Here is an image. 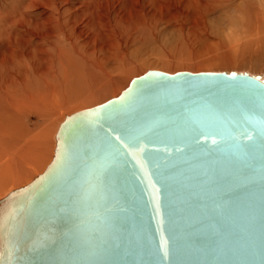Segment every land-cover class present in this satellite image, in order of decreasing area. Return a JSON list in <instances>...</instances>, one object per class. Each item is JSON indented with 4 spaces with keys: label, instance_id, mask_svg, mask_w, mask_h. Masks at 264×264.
<instances>
[{
    "label": "water",
    "instance_id": "obj_1",
    "mask_svg": "<svg viewBox=\"0 0 264 264\" xmlns=\"http://www.w3.org/2000/svg\"><path fill=\"white\" fill-rule=\"evenodd\" d=\"M0 264H264V80L150 70L66 116Z\"/></svg>",
    "mask_w": 264,
    "mask_h": 264
},
{
    "label": "rangeland",
    "instance_id": "obj_2",
    "mask_svg": "<svg viewBox=\"0 0 264 264\" xmlns=\"http://www.w3.org/2000/svg\"><path fill=\"white\" fill-rule=\"evenodd\" d=\"M263 1L0 0V200L44 171L66 116L117 97L147 71L264 80ZM61 31L87 43L105 72L63 43L73 56L55 53L48 45Z\"/></svg>",
    "mask_w": 264,
    "mask_h": 264
},
{
    "label": "bare ground",
    "instance_id": "obj_3",
    "mask_svg": "<svg viewBox=\"0 0 264 264\" xmlns=\"http://www.w3.org/2000/svg\"><path fill=\"white\" fill-rule=\"evenodd\" d=\"M261 15L264 17V3H263V8H262V14ZM49 19L50 18L47 19V22H45V24H48V22L49 23L51 22V20H49ZM56 25H59V22H57ZM58 35L61 36V38L56 37L55 39H58V40H56V42L52 41L48 45V46L52 47V49H53V51L55 53H60L62 55H71V56H73L71 53H69L70 52L69 50L72 49L73 53L75 55L77 54V56L81 59V61H84L85 63H87V64H85L86 66L89 65L91 68H93L95 70L97 69L101 73L105 72V70L107 68L106 67V63L101 62L104 66L103 65L99 66L98 63H95V61H92L89 58V54H88L87 49H86L87 46H88L87 43H83V45L81 44L83 46V48H82V47H80V45L77 44L78 42H77V40H75L77 38L76 37L70 38V35L66 34V31H61L60 33H58ZM49 38H51V40H52L53 35L50 36ZM61 43H63V45L65 44V46H68L69 50H66V48L64 46L63 47L61 46L59 48L58 44H61ZM99 68H101V69H99Z\"/></svg>",
    "mask_w": 264,
    "mask_h": 264
}]
</instances>
